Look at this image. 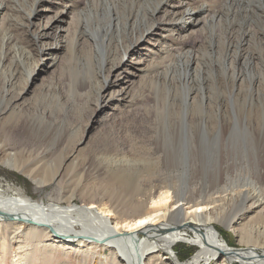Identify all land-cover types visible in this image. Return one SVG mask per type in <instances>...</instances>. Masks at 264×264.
Segmentation results:
<instances>
[{
  "label": "bare ground",
  "instance_id": "bare-ground-1",
  "mask_svg": "<svg viewBox=\"0 0 264 264\" xmlns=\"http://www.w3.org/2000/svg\"><path fill=\"white\" fill-rule=\"evenodd\" d=\"M85 1L87 5L83 7ZM250 13L263 17L264 0H0V128H7L3 121L10 119L17 109L15 103L20 105L17 100L22 99L49 69L61 64L65 66L64 74L70 77L71 92L94 89L101 109L111 104L115 96L120 97L118 102L130 101L129 98L136 95L151 97L150 92L156 97L155 86L159 87L164 80H175V91L185 100L182 120L190 125L187 121L190 108L199 104L202 112L213 102L204 105L205 97L201 102L197 96L203 93L207 102L211 97L208 88L213 89V84L218 81H227L231 88L247 92L264 89V60L260 61L246 47L243 50L244 39L235 33L242 26L241 21L247 22L245 15ZM212 24L221 27L224 35L212 37V42L217 38L214 51L204 50L206 46H201L197 39ZM252 26L247 28L252 29ZM13 27L18 29L13 31ZM176 47L182 50H175ZM196 47H201L202 53L196 52ZM203 54L210 59L205 65ZM162 64L168 65H165L166 71H160ZM18 69L26 74V83L21 92L11 98ZM197 86L196 93L194 88ZM218 87L226 88L221 84ZM250 95L254 96V93L250 92ZM59 96L55 98L60 106ZM222 109L218 105L215 111ZM224 122L226 120L220 116L217 136L220 140L225 131H229L222 126ZM182 129L185 141L210 137L204 125H200L195 133L189 126ZM232 134L226 141L236 140ZM19 144L0 140V164L21 172L38 189L52 183L60 187L61 169L69 168L80 151L77 145L71 152L63 154L61 163L55 156L53 164L41 165V158L46 156L44 151L33 153V149ZM117 155L119 153L105 158L114 167L113 176L121 185L119 189L108 185L104 190L84 187L78 194L85 200L82 204L74 203V195L80 186L67 189L71 195L66 198V205L37 202L22 187L9 185L2 189L0 186V239L4 251L16 242L19 244L20 251L14 255V262L32 264L29 255L33 252L43 254L44 251L50 255L59 250L65 258L58 263L64 264L66 256L74 250L84 254L83 263H86L97 255L95 249L100 247L111 251L115 264H204L214 260L220 264H264V249L259 251L256 247L264 246V225L255 227V231L241 226L244 215L264 207L263 198L253 200L254 193H261L257 185L254 193L234 184L231 188L213 186L211 192L204 189L197 194L198 189L189 186L191 177L187 164L192 160L180 158L183 169H170L168 173L156 166L149 170L134 169L136 163L132 162L135 159L117 158ZM175 156H167L165 164L175 161ZM35 157L40 158L39 161H34ZM260 168L258 173L262 172ZM203 172H206L205 168ZM216 174V181H219L221 173ZM127 183L131 196L128 202L127 199L124 201V208L111 204L113 197L119 198L127 192ZM145 183H149L148 186ZM244 195L251 196L246 198L249 199L246 204L241 201ZM26 223L33 226L25 229ZM216 223L238 234L247 244L255 242V246L231 248ZM62 233L71 239L67 240ZM42 237L47 241L46 237H51V240L43 243ZM181 242L198 246L187 260H180L176 254L175 246ZM54 257L52 254L49 259H40L36 255L34 259L45 262ZM0 260L6 258L0 254Z\"/></svg>",
  "mask_w": 264,
  "mask_h": 264
},
{
  "label": "rangeland",
  "instance_id": "rangeland-1",
  "mask_svg": "<svg viewBox=\"0 0 264 264\" xmlns=\"http://www.w3.org/2000/svg\"><path fill=\"white\" fill-rule=\"evenodd\" d=\"M86 5L87 1H85V5L83 4V7ZM256 15L258 14H246L245 17H248L247 22L241 21L242 26L239 30H235V33L244 39V42H242L244 43V46L240 47H242L243 50L246 47L251 54H254L256 58L263 61L264 22L262 21L264 20V16L258 17ZM251 25H254L252 26V29H248L247 27ZM18 28L13 27L11 29L16 31ZM259 28L260 32H258ZM22 30L23 28L20 32H22ZM221 31L222 33L220 34L219 32ZM223 35L224 33L221 27L217 28L212 24V26H208L203 33H201V36L198 37L197 40L201 41V46H206L204 50L209 49L214 51L217 47L216 39ZM215 36L217 38L212 42L211 40ZM124 37L127 41V37ZM24 40H26V42L28 41L26 38ZM200 48L201 47H196V52L202 53ZM178 49L182 50L180 47L175 48V50ZM208 59L209 57L205 54L203 56V62H205L203 63L204 65ZM61 65L49 69L48 72L37 81L36 85L31 89H28L22 99L17 100L20 105L15 103L17 109L13 111L10 119L3 121L7 124V128H0V140L7 139L8 142L10 141L14 144L21 143L22 145H19L33 149V153H37L38 150L40 152L44 151L43 155L46 156L41 158V165L47 162L48 165L49 163L53 164L56 157H59L57 162L61 163L63 154L71 152L77 145H79L80 151L76 153L77 159L69 166V168L61 169L62 177L61 181L58 183L60 187L52 183L45 185V187H40L41 189H38L35 183L21 172L0 164V186L2 189H7L9 185L12 188H14V186L15 188L22 187L26 193L32 196L37 202L42 200L47 203L53 201L66 205V198L71 195V192L67 189H78L80 186L81 188L76 191L74 195V203L82 204L85 200L78 194L84 187H91V189L93 187H100L104 190L108 185L115 186L116 189H119L121 185L118 184L119 182L117 183L118 180H115L113 176L114 167H112V164H110L108 159L105 158L107 155H115L119 153L117 158L120 156H127V158L135 159L136 161L132 162L133 164L136 163V168L134 169L139 170H149L156 166L158 167V170L162 172L165 170V172H171V170L180 171L184 166L181 162V164H179L180 158L184 161L187 160L188 162L192 160L190 162L191 164H187L189 176L191 177L189 180V186L198 189V193L196 192L197 194H200V191L204 189L211 192L213 186L222 187L227 185V188H231L234 184H239L244 189H248L254 193L253 190L257 185L261 189V193H254L253 200H257L259 197V199H264V89L259 91V89L256 88L257 90L247 92L244 89L236 90L235 88H231L230 86L232 85L228 86L227 81H218V83L213 84V89L209 90L208 88L207 92L211 97L208 98L207 102L206 95L203 93L197 96V100L201 102H203V96L205 97L204 105L206 103L211 104L213 101L210 105L213 110H211V107L209 106L208 110L206 109L201 112V107L197 104L194 109L190 108V111H188L187 117L189 119L187 118V121L190 125H186V121L182 120V109L185 100H183L184 98H182L180 93H176L175 90L177 85L175 84V80H164L159 87L158 85L157 87L155 86L158 94L156 97L150 92L152 94L151 97L136 95L135 98L133 97L134 100L129 98L130 101L126 99L118 102L120 97L115 96V98L112 99L111 104H107L101 109L99 108V103L97 102L95 94L96 91L94 89L83 88L75 94L71 92L69 87L70 77L68 74H64L65 66ZM165 65L167 64H162L160 71H166L165 69L167 67ZM62 67H64L63 70ZM54 70H56V72ZM25 80L26 74L24 75L22 70L18 69L14 79L16 87L12 91L13 94H10L11 98L13 95L21 92L20 90L26 83ZM220 84L223 87L226 86V88L220 89L218 87ZM194 89L197 93L199 88L197 86ZM250 92H253L254 96L250 95ZM10 96L8 99H10ZM55 96L61 98L62 103L60 106L58 105V99L56 100ZM218 105L223 108L220 112L215 111ZM198 110L200 112H198ZM219 114L223 118V121L226 120V122L222 123V126L229 130L228 132L225 131L226 133L224 134V138H222L223 140H220V137H217L219 135V127H221ZM8 123H12V125ZM182 123H184L185 126L182 125ZM208 124L210 127H208ZM200 125L207 127L210 137L201 141L199 138L198 140L195 138L191 141H185L182 127L189 126L191 131L195 133V130H197ZM231 133H233L232 136L236 139V142L226 141ZM60 152L63 153L59 155ZM170 155H176L174 157L175 161H172L169 165L165 164L166 157ZM39 159L40 158L35 157L34 161H39ZM155 159L159 161L155 162ZM204 168L207 174L206 172H203ZM258 168L262 169L261 173H258ZM218 172L221 173V176L219 181H216L218 177L216 173ZM82 175H84L83 178ZM201 176L204 178H201ZM128 182L130 184L132 183V181ZM130 184L127 183V192H123L121 196L118 195L119 198H112L111 204L115 203V205L124 208V201L126 199L127 202L130 200ZM148 184L145 183L146 186H148ZM145 185L143 184V186ZM199 196L200 195H197L196 197L199 198ZM249 197L251 196L246 197L244 195L241 201L246 204L245 201L249 200L246 198ZM117 199L120 200L118 201ZM242 205L243 204H241V206ZM127 210L133 212L132 209L127 208ZM216 225L230 247L245 248L247 245L255 246V242L247 244V242L240 239L238 234H234L224 225L218 223H216ZM263 225L264 207H260L257 210L248 213V215H244L241 220V226H243V228L249 230L254 229L253 231H255V227H261ZM25 226V229H27L33 225L26 223ZM2 227L5 226L2 225ZM36 227L38 228V226ZM64 234L66 233H62V236L67 237V234ZM10 237L11 236H9V238ZM42 238L43 243L51 240V237H46L48 238V241L45 237ZM67 238V240L71 239L70 237ZM1 240L2 239H0V254L3 255L6 260H0V264L23 263L13 261L15 256L19 254V244L16 242V244L14 243L13 246L10 245L4 251ZM256 247L259 251L264 249V246ZM175 249L180 260H187L196 252L198 246L188 242H181L175 246ZM95 250L98 252L97 255L94 258L88 259V262L86 261L87 264H115L111 259L112 255L110 250L101 249L100 247ZM29 253L30 252H27L26 254L29 255ZM52 254H55L54 260L52 261L44 262L42 260L34 259L36 255L40 259L43 257L49 259ZM62 254V251L60 252L59 250L51 252L50 255L44 253V251L43 254L41 251H36L29 256L32 258V261H30L32 264H59V260L65 258V254H63V256ZM66 257V264H86L83 263L84 254H82L81 251L71 250ZM204 264L220 263L214 260L212 263ZM234 264L241 263L237 262Z\"/></svg>",
  "mask_w": 264,
  "mask_h": 264
},
{
  "label": "water",
  "instance_id": "water-1",
  "mask_svg": "<svg viewBox=\"0 0 264 264\" xmlns=\"http://www.w3.org/2000/svg\"><path fill=\"white\" fill-rule=\"evenodd\" d=\"M238 249H235V251H237Z\"/></svg>",
  "mask_w": 264,
  "mask_h": 264
}]
</instances>
